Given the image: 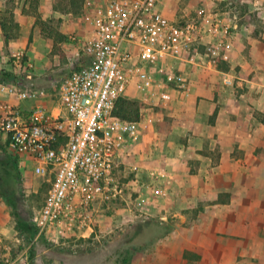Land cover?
I'll return each instance as SVG.
<instances>
[{"label":"built area","instance_id":"2783aa9c","mask_svg":"<svg viewBox=\"0 0 264 264\" xmlns=\"http://www.w3.org/2000/svg\"><path fill=\"white\" fill-rule=\"evenodd\" d=\"M223 2L221 9L169 17L160 0H83L91 30L84 38L70 36L81 44L80 66L59 82L56 95L31 83H0V93L14 101L0 106L3 136L47 185L32 217L37 236L95 233L97 214L128 188L121 173L141 125L152 124L154 110L169 107L185 91V66L230 63L234 39L249 27L246 15L264 18V0ZM15 56L20 60L23 52ZM26 64L33 69L32 61ZM225 83L233 80L226 76ZM136 91L139 119L118 116L120 98ZM159 188L154 193L164 194ZM0 264H29V256L24 251Z\"/></svg>","mask_w":264,"mask_h":264},{"label":"crops","instance_id":"0c3cea01","mask_svg":"<svg viewBox=\"0 0 264 264\" xmlns=\"http://www.w3.org/2000/svg\"><path fill=\"white\" fill-rule=\"evenodd\" d=\"M168 1H161V7L174 17L177 7ZM83 14V0H0V55L6 46L11 52L25 51L34 64L28 72L32 79L25 75L27 84L45 89L55 85L54 95L47 90L55 96L59 82L80 66L76 55L81 44L70 36L89 34L91 21L84 22ZM4 15H13L18 25L8 42L1 23ZM262 28L247 39L243 32L234 39L231 62L221 61L223 69L188 68L185 91L167 107L173 116L171 130L156 136L147 153L141 149V137L132 145L126 168L142 174L145 158L150 170L165 173L159 188L164 194L151 198L135 179L141 190L137 198H143L140 209L160 213L161 218L176 217L172 230L148 248L150 264H264ZM229 66L235 73H222ZM226 76L232 85L225 83ZM103 215L98 213L96 222L101 234L111 228Z\"/></svg>","mask_w":264,"mask_h":264},{"label":"rangeland","instance_id":"374dc122","mask_svg":"<svg viewBox=\"0 0 264 264\" xmlns=\"http://www.w3.org/2000/svg\"><path fill=\"white\" fill-rule=\"evenodd\" d=\"M161 1L163 4L168 0ZM169 3L171 6L175 5L177 7L176 15L179 16L221 9L224 6L223 0H169ZM243 9L242 11L246 12L247 7L245 10ZM246 18L250 27L247 28L248 30L243 31L244 39L252 36L257 30H262L264 26V23L260 21L262 18L254 12L246 15ZM82 20L89 23V19L84 14ZM20 51L23 52V56L18 60L15 54ZM17 52H11V49L6 46L5 53L0 55L2 58L0 60V83L16 82L27 84L25 75L28 72H32L30 71L32 69L27 67L26 61L28 57L26 52L22 50ZM222 65L225 66L224 64ZM222 65L219 63L216 69L222 68ZM192 67L207 71L203 67L188 65L186 66V73H190L189 69L192 71ZM224 69L228 73H235L236 70L233 66ZM212 70L214 69L208 71ZM70 72L69 66L68 74ZM5 73H12L13 81ZM35 86L41 87L37 84ZM48 89L46 87L50 95H54L55 85ZM127 97L140 101L141 94L138 91L130 92ZM12 102H14L12 98L0 93V106L3 103ZM154 113L155 121L152 124H142L140 127L141 149L145 153L149 151L150 142L156 136H162L168 133L169 129L171 130L169 126V121L173 117L171 110L159 108L155 109ZM7 156L15 159L22 174V181L21 190L19 191L20 197L16 206L8 203L4 197H0L1 260L16 258L26 251L29 256V264H118L127 252H132L135 248L141 249L142 246H145L146 249L139 250L134 254L131 264H150L147 262L149 261L148 248L155 244L156 240H158L156 238L163 235L166 228L172 227L175 222L172 221L176 219L174 216L161 218L160 213L152 214L150 211L141 210L139 207V201H142L143 198H137L141 190L137 185L138 181L134 182L135 179L139 180L145 195L147 196L148 193L151 198V194L157 192L158 188L163 185L165 178L157 169L150 170L151 166L144 158L143 162H145V165L142 167L144 169L142 174L138 173L136 169L124 168L121 173V179L124 182L131 181V183L128 184V188H125L124 196L112 203L109 209L102 212L105 224L111 226L109 231L101 234L100 227L97 224L95 231L98 236L83 237L77 234H60L57 232L49 237L45 235L37 236L32 217L35 210L42 205L46 196L45 177L36 175L32 170V165L28 162L26 164L23 159L9 148L0 129V158L5 159ZM144 200H146V197ZM138 254H144L145 256L140 255L139 258ZM155 264H158V262Z\"/></svg>","mask_w":264,"mask_h":264},{"label":"trees","instance_id":"16d2710c","mask_svg":"<svg viewBox=\"0 0 264 264\" xmlns=\"http://www.w3.org/2000/svg\"><path fill=\"white\" fill-rule=\"evenodd\" d=\"M233 2H237L238 0H231ZM244 8V9H243ZM245 6H242V9L245 10ZM39 22H43L42 20H38ZM2 27L4 30L5 40L9 41L15 34L12 33L14 29H18V25L16 24L13 15H6L2 17ZM63 36L59 35L61 39ZM6 76L12 79V73H5ZM142 103L140 101L132 100L129 98H120L116 108V114L124 119L128 120H138L140 116V109ZM21 181L22 174L21 171L15 162V159L7 156L5 159L0 158V197H4L8 203L13 206H16L20 197L19 191L21 190ZM47 191V185H46ZM172 227H167L165 233H168L172 230ZM163 233V235L165 234ZM163 235L157 237L159 239ZM155 239V240H156ZM145 246H142L141 249L135 248L132 252H127L125 257L118 264H129L136 252L144 249ZM33 257V255H32Z\"/></svg>","mask_w":264,"mask_h":264}]
</instances>
